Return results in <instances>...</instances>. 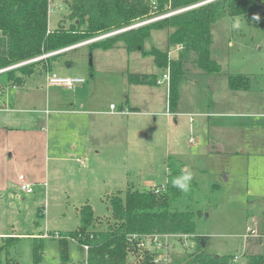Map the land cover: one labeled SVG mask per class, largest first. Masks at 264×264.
Wrapping results in <instances>:
<instances>
[{
    "label": "rangeland",
    "instance_id": "374dc122",
    "mask_svg": "<svg viewBox=\"0 0 264 264\" xmlns=\"http://www.w3.org/2000/svg\"><path fill=\"white\" fill-rule=\"evenodd\" d=\"M48 11L53 28L67 7L62 0H49ZM171 31L152 30L144 52L130 51L122 42L107 49L82 43L36 61L21 85L13 86L0 73V237L20 238L11 241L8 251L1 250L8 243L0 239V264L8 258L35 264L33 238H22L26 232L44 237L38 264H85L86 251L75 240L68 239L67 262L58 250L62 234L78 227L82 205L92 207L94 228L103 229L112 220L111 195L166 186L171 168L179 175L185 166L193 180L173 209L195 213L204 251L237 256L232 264H246L249 253L264 254V240L242 237L246 225H264V91L231 90L227 82L228 74L264 75V9L225 15L211 24L209 53L220 67L219 77L210 84L209 75H186L174 113L167 109V81L162 79L167 69L148 52L166 51ZM50 73L84 81L72 89L47 87ZM133 74L160 82L135 85L127 78ZM145 93L151 105L139 106L140 113H117L118 144L102 158L85 160L91 148L83 140L88 120L105 116L111 105L130 111L125 104L132 103V95L144 99ZM82 101L88 105L80 106ZM88 109L95 114L87 115ZM22 184L33 192L23 191ZM177 245L173 242L172 254L193 250L194 236L189 248Z\"/></svg>",
    "mask_w": 264,
    "mask_h": 264
},
{
    "label": "trees",
    "instance_id": "16d2710c",
    "mask_svg": "<svg viewBox=\"0 0 264 264\" xmlns=\"http://www.w3.org/2000/svg\"><path fill=\"white\" fill-rule=\"evenodd\" d=\"M67 13L53 29L48 28L49 0H0V70L19 62L61 50L71 45L130 26L154 15L165 14L179 8L190 7L147 24L127 29L95 40L91 45L104 49L122 42L128 50L143 51L144 39L152 30L170 28L166 51L152 48L158 67L168 70L167 103L169 112L177 110L180 84L188 74L212 75L220 72L219 65L210 58L211 24L225 16L245 15L263 10L264 0H62ZM196 5V6H194ZM171 49H178L176 58H170ZM59 53L50 55L47 60ZM31 62L3 73L12 85H21L33 73ZM49 64V63H48ZM134 84H154L157 80L147 74L127 76ZM231 90L264 91V75L256 78L242 73L227 75ZM178 176L175 169L168 173L165 190L127 188L109 197L111 221L103 229L94 228V213L89 204L79 209V225L62 234L58 250L62 262L68 260V239L80 246L86 245L85 264H153L151 255L129 247L128 235L150 232L188 233L194 235L195 248L182 254H172L168 264H232V255L206 253L202 237L196 234L193 211H176L173 203L181 191L172 186ZM41 213H38V215ZM43 215V213H42ZM18 237L8 236L11 241ZM43 237H34L32 259L38 264L42 259ZM133 256V262H129ZM3 264H18L6 259ZM246 264H264V254L249 253Z\"/></svg>",
    "mask_w": 264,
    "mask_h": 264
},
{
    "label": "built area",
    "instance_id": "2783aa9c",
    "mask_svg": "<svg viewBox=\"0 0 264 264\" xmlns=\"http://www.w3.org/2000/svg\"><path fill=\"white\" fill-rule=\"evenodd\" d=\"M193 6L190 7H185V8H181L172 12H168L165 14H159V15H155L152 16L150 18L141 20L139 22H136L130 26L124 27L122 29L116 30V31H112L110 33L71 45L67 48H63L61 50H57L54 52H50L47 54H43L40 56H36L34 58L19 62L17 64L8 66L4 69H1L0 72H3L5 70L8 69H12V68H16L31 62H36L39 61L41 59H45L46 57L62 52L64 50H67L69 48H73L76 47L82 43H86V42H93L95 40L101 39V38H105L107 36H111L113 34H116L118 32L127 30V29H131L134 27H138L144 24H147L149 22L161 19L165 16L177 13V12H181L185 9L191 8ZM162 79H165L167 82L169 80V75H168V70L163 73L162 75ZM84 79L82 77H77V76H66V75H57L56 73H50L47 75L46 77V84L49 86H59V87H65L68 89H72L75 84L77 83H81L83 82ZM160 80H157V83H159ZM14 86V85H13ZM1 109V107H0ZM110 113L113 114H117V113H129V111H127L126 109L124 110H115L114 105L110 106ZM190 120H192L190 118ZM193 140L192 138L190 139V141ZM21 189L23 191H25L26 193H31L33 192V188L28 185V184H22L21 185ZM165 190V185H161V186H157L154 187L152 189V191L154 193H159L161 191ZM192 234H188V233H180V232H176V233H162V232H150V233H145V234H137V233H133V234H129L128 235V245L131 248L130 250L133 249H137V250H141V251H145L148 255H151V260L153 262V264H168L170 261V256L171 253L173 251V242L177 243L180 248H184L187 249L189 248V246L191 245V241H192ZM242 237L244 239H254V240H264V225L263 227L260 229L259 226L257 225L256 222H253L252 225H246L245 227V233L242 235ZM172 242V244H171ZM85 251L87 250V246L83 245L82 246ZM238 259L237 256H233L231 262L234 263L236 262Z\"/></svg>",
    "mask_w": 264,
    "mask_h": 264
},
{
    "label": "crops",
    "instance_id": "0c3cea01",
    "mask_svg": "<svg viewBox=\"0 0 264 264\" xmlns=\"http://www.w3.org/2000/svg\"><path fill=\"white\" fill-rule=\"evenodd\" d=\"M48 28L53 29L55 27L52 28L51 26H48ZM169 54H170L169 55L170 58H176V56L178 54V49H171ZM200 75H203V74H200ZM218 75H219L218 73L209 75V78L212 79V80L209 79L210 84L213 83L212 81H213V79H215V77L216 78L219 77ZM25 78H24V81H25ZM24 81H23V83H24ZM135 85H138V84H135ZM46 86L50 87L47 84H46ZM167 90H168V82H167ZM142 91L143 90H136L135 89V92H141L142 93ZM147 94L148 93H145L144 99H142V98L139 99L136 97L135 94H133L132 100H131L132 103H126L125 104L127 109L130 110L129 113L131 112L130 113L131 115L140 113L141 109L139 106H141L142 104L151 105V102L148 100L149 98H146ZM16 101H18V100H16ZM45 101H46V103H49L48 96H46ZM1 103L3 104L4 102H1ZM84 105H86V106L88 105L87 101L86 102L82 101V103L80 104V106H82V107ZM181 108H182V106H180V110H181ZM167 109H168V103H167ZM4 110H6V109H4ZM180 110L178 113H180ZM76 112H78V111H76ZM86 113H87V115H90V116L92 114H95L94 110H91V109H88L86 111ZM103 114L105 116L95 115L93 117H95L96 119H94V120L91 119V120H88L90 122H87V126H86V129L84 131V139L83 140H84L85 144H87L89 146L91 145V148L89 150L87 149L88 153L84 154L85 160L87 159V157H88V160L92 159V158H96V159L102 158V155L104 154L105 151H109L111 148H113L119 142L120 129L121 128H120L119 119L118 118H117V120L115 119L116 117H118L117 114L110 113V111L104 112ZM189 121L191 122L192 120L189 119ZM72 147H73V149H75L74 143H72ZM85 160H84V164H85ZM37 234L38 233H36V232H32V233L26 232V233H24V235L26 237H22V238L32 239V238L36 237ZM38 236L40 237V235H38ZM5 237H8V236H1L0 239H4ZM41 237H43V236H41ZM17 239L19 240L20 238L18 237Z\"/></svg>",
    "mask_w": 264,
    "mask_h": 264
},
{
    "label": "clouds",
    "instance_id": "9594fccd",
    "mask_svg": "<svg viewBox=\"0 0 264 264\" xmlns=\"http://www.w3.org/2000/svg\"><path fill=\"white\" fill-rule=\"evenodd\" d=\"M239 27V22L233 24V28L238 29ZM192 180L193 173L187 166H185L183 169H181L180 174L171 180V183L173 187L179 189L181 192H187L190 189Z\"/></svg>",
    "mask_w": 264,
    "mask_h": 264
},
{
    "label": "water",
    "instance_id": "95a60500",
    "mask_svg": "<svg viewBox=\"0 0 264 264\" xmlns=\"http://www.w3.org/2000/svg\"><path fill=\"white\" fill-rule=\"evenodd\" d=\"M208 1H210V0H208ZM207 2V1H206ZM201 3H205V2H201ZM201 3H199V4H201ZM199 4H196V5H199ZM196 5H194V6H196ZM67 48V47H66ZM201 245H202V247L204 246V243H203V240H201ZM62 264H65V263H62Z\"/></svg>",
    "mask_w": 264,
    "mask_h": 264
}]
</instances>
